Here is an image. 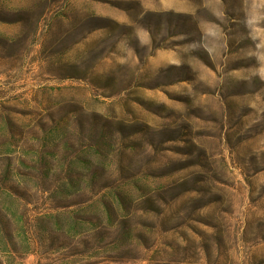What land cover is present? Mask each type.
<instances>
[{"label":"rangeland","instance_id":"obj_1","mask_svg":"<svg viewBox=\"0 0 264 264\" xmlns=\"http://www.w3.org/2000/svg\"><path fill=\"white\" fill-rule=\"evenodd\" d=\"M0 264H264V0H0Z\"/></svg>","mask_w":264,"mask_h":264}]
</instances>
